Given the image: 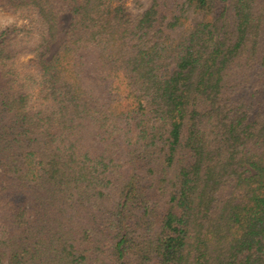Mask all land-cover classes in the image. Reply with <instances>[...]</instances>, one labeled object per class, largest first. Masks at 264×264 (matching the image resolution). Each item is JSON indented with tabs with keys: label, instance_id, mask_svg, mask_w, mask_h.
Returning <instances> with one entry per match:
<instances>
[{
	"label": "trees",
	"instance_id": "obj_1",
	"mask_svg": "<svg viewBox=\"0 0 264 264\" xmlns=\"http://www.w3.org/2000/svg\"><path fill=\"white\" fill-rule=\"evenodd\" d=\"M0 6V264H264V0Z\"/></svg>",
	"mask_w": 264,
	"mask_h": 264
},
{
	"label": "rangeland",
	"instance_id": "obj_2",
	"mask_svg": "<svg viewBox=\"0 0 264 264\" xmlns=\"http://www.w3.org/2000/svg\"><path fill=\"white\" fill-rule=\"evenodd\" d=\"M71 16L69 14H65L62 16L61 26L67 28L70 23ZM18 22L17 14L9 11L8 9L0 6V29L5 28L6 26L13 25ZM58 45V44H56ZM30 56H24L22 61L28 60Z\"/></svg>",
	"mask_w": 264,
	"mask_h": 264
}]
</instances>
